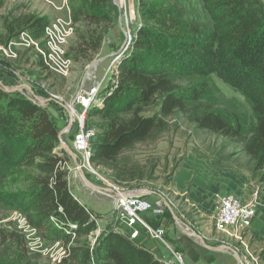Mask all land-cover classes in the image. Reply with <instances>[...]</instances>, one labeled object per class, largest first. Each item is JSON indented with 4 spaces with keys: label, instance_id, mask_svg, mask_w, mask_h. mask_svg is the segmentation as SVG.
Segmentation results:
<instances>
[{
    "label": "rangeland",
    "instance_id": "obj_1",
    "mask_svg": "<svg viewBox=\"0 0 264 264\" xmlns=\"http://www.w3.org/2000/svg\"><path fill=\"white\" fill-rule=\"evenodd\" d=\"M80 5V0H0V89L15 88L18 91L8 94L27 99L45 109L57 122L60 132L69 123L73 124L62 140L76 158L62 148L61 144L58 150L64 151L68 158V182L72 193L86 202L90 209L102 215L97 222V231L90 238L92 243L102 232L113 230L129 235L131 239L132 234L138 232L133 240L143 236L155 241L163 264L173 257V253L180 259L175 260L177 264H186L182 247L174 243L176 240L168 239L163 226L159 228L165 230V240L170 249L154 239L141 223L137 222L129 227L123 220L117 219L114 205L115 196L119 197L118 192L133 194L134 190H138L146 193L141 198L148 200L152 208L139 215L144 222L142 214L159 216L165 211L164 201L158 196L165 197L169 205L174 202L178 207H188L186 198L173 196L171 189L180 166L185 161L194 159L214 166L217 180L224 177V174L218 172L220 170L222 173L234 174L238 181L245 177L255 189L248 202L233 194H217L216 213L212 220L208 219L205 223L209 233L213 235L212 240L206 241L208 246L230 249L231 251L222 254L229 260L228 264H242L231 256L232 251L244 264H264V241H257L251 233L260 192L264 194V189L254 174L253 163L245 153L242 141L200 129L190 120L195 108H199L200 112L215 111L231 123L236 120L240 122L248 135L256 120L252 103L243 88L231 86L214 74L183 75L174 70L172 79L189 95L196 89H206L199 101L186 99V113L177 111L167 117L165 126L156 129L149 140L124 150L114 162L92 160L93 143L89 162L87 155L81 154L74 147L81 117L85 127L94 132V137L100 133L96 124L104 121L90 113L93 108L101 106L104 91L114 80L113 73L119 70L122 60L132 53L133 42H130V36L133 39V35L143 24L151 23L144 19L141 8L145 5L157 10L162 6L174 9L186 23L199 27L212 39L216 36L218 43L214 44L212 41L211 45L219 49L222 47L220 43L224 42V32L218 26L213 0H112L114 19L109 25H104L106 29L102 32V47L91 60L75 58L78 55L77 32L87 31L85 23L75 24L72 19L73 10ZM30 15L47 17L48 24L57 20L64 21L66 29L71 30L64 45L65 57L70 62L66 76L48 69L43 64L38 48L31 43L32 40L44 47V33L41 38L36 39L30 32L19 28L24 18ZM23 33L30 35L31 39ZM150 50L152 55L148 57L147 63L157 60L158 56L153 53L157 51L156 48L152 47ZM93 85L99 87V93L94 105L85 113L77 99ZM158 111V103H155L145 108L143 115L153 116ZM125 117L128 118L129 115ZM11 128L4 142H1L5 145L0 147V167L3 169L0 174V264H59L65 254L63 243L51 239L46 232L32 228L25 218L26 210L31 206L29 195L32 180L40 176V172L20 166L23 145L28 143L29 138L26 128L21 133H18L19 127L16 124ZM83 172L97 188L85 182ZM225 199H232L243 208L254 210L248 227L243 224L229 229L219 226V215ZM186 211L188 214L185 219H181L185 233L177 229V235L200 244L199 239L192 237L191 232L193 230L202 236L204 230L201 220L192 208L189 207Z\"/></svg>",
    "mask_w": 264,
    "mask_h": 264
},
{
    "label": "trees",
    "instance_id": "obj_2",
    "mask_svg": "<svg viewBox=\"0 0 264 264\" xmlns=\"http://www.w3.org/2000/svg\"><path fill=\"white\" fill-rule=\"evenodd\" d=\"M73 10V22H83L87 31H78L77 54L91 60L102 47L106 27L114 19L112 0H80ZM218 26L223 30L221 48L202 30L182 20L172 8H141L150 25L143 24L133 35L132 53L125 57L114 80L103 94L101 106L93 108L92 116L100 133L94 137L92 160L114 162L124 150L149 140L152 133L165 126V119L175 112H187L186 99L196 102L205 88L188 92L176 85L173 72L183 75H216L227 84L243 88L252 103L256 123L249 136L237 120L231 123L215 111L200 112L195 108L190 120L226 138L238 139L253 163L254 174L264 189V0H213ZM48 24L47 17L26 16L19 27L39 39ZM156 48L157 60L147 63ZM43 65V64H42ZM158 103L159 111L144 116V109ZM125 115H129L128 118ZM16 124L19 132L29 138L23 145L20 166L34 168L40 176L32 180L27 223L61 241L64 255L59 264H163L150 250L129 235L116 231H97L102 215L83 205L72 193L68 158L58 150L60 129L49 113L37 104L11 96L0 89V147ZM3 171L0 167V174ZM6 237V236H4Z\"/></svg>",
    "mask_w": 264,
    "mask_h": 264
},
{
    "label": "crops",
    "instance_id": "obj_3",
    "mask_svg": "<svg viewBox=\"0 0 264 264\" xmlns=\"http://www.w3.org/2000/svg\"><path fill=\"white\" fill-rule=\"evenodd\" d=\"M218 172L222 175L224 174V177L219 180L216 178V170H214V166L210 163L198 162L194 159L185 161L175 173L171 190L173 196L186 198L185 200L188 207H178L174 202H171V205H169L165 197L158 196L164 201L165 211L159 216L153 214L141 215V217L152 228L157 229L163 226L166 229L168 239L172 241L176 240L177 242L174 243H177V245L182 247L186 264H228L229 262V260L222 255L225 251L208 249L204 247L201 242L198 244L187 239V237H178L177 229L178 231L184 232L181 219H185V216L188 214L186 209L190 207L196 212L201 220L204 230L202 236H199H201L205 242H209L210 239L212 240L213 235L209 233L208 227L205 223L208 222V219L212 220L216 213L217 194H233L241 198L244 202L250 201L253 197L255 191L254 186L251 183H248L245 177L242 178L241 181H238L234 177V174L229 175L225 172L222 173L220 170H218ZM136 192H138V190H134V193ZM260 194L261 197L258 202L257 213L251 225V233L257 241L263 242L264 194L262 191ZM78 200L80 203L88 207L86 202H83L80 199ZM185 227L188 228L186 225ZM192 237L194 236L192 235ZM136 242L149 249L155 257L160 259V253H158L159 247L155 241L139 236ZM234 253L235 252L232 251L231 256L237 261L238 259L235 257Z\"/></svg>",
    "mask_w": 264,
    "mask_h": 264
},
{
    "label": "built area",
    "instance_id": "obj_4",
    "mask_svg": "<svg viewBox=\"0 0 264 264\" xmlns=\"http://www.w3.org/2000/svg\"><path fill=\"white\" fill-rule=\"evenodd\" d=\"M71 30L66 29V24L64 21H53L44 28V47L39 46V44L33 42L38 49L39 55L43 59V64L48 69H52L59 74L66 76L69 71V60L65 57L64 45L67 43V39L70 35ZM24 36L30 38V35L23 33ZM132 41V36H130V42ZM118 73V72H117ZM99 93V87L93 85L89 88L88 92L83 93L78 97L77 102L81 104L85 110V113L94 105L96 97ZM102 105V103H101ZM100 106V105H99ZM79 132L76 134L74 147L81 154H86L89 162V153L92 149V140L94 138V132L85 127L84 121H80ZM73 126V124H71ZM71 126V128H72ZM119 193V197L115 196L114 209L117 214V219L124 221L127 226L131 227L135 223H141L144 228L150 233V235L159 240L168 249V243L165 240V230L162 228L154 229L149 226L146 222L140 219L139 215L143 212L149 211L152 208V204L141 197L133 196H123V193ZM254 215V210L249 208H243L236 201L232 199L223 200L221 211L219 215V226L225 228L239 227L242 224L249 226L250 219ZM246 227V228H247ZM138 232L132 234V238L135 239ZM165 264H177L175 260L180 261L176 253H173ZM240 262L244 264V261L240 259Z\"/></svg>",
    "mask_w": 264,
    "mask_h": 264
},
{
    "label": "water",
    "instance_id": "obj_5",
    "mask_svg": "<svg viewBox=\"0 0 264 264\" xmlns=\"http://www.w3.org/2000/svg\"><path fill=\"white\" fill-rule=\"evenodd\" d=\"M20 90V89H19ZM3 91L6 92V93H14L16 91H18L17 89H9V88H6V87H3ZM39 100V99H38ZM41 101V100H40ZM42 102V101H41ZM71 123H69V125L67 126V128L65 130H62L60 133H59V138H60V142H61V146L62 148H64L69 154H72L73 157L76 158V155L71 151L70 147L62 140L63 136L67 133H69V131L71 130ZM83 177L85 179V182L91 186V187H94V188H97L94 184H92L89 179L86 177V175L84 174L83 172ZM146 193H143L142 191H138L136 193H133V194H127V196H133V197H141V196H144ZM192 235L196 238L199 239V241L201 242V244L208 248V249H212V250H215V251H231L230 249H227L225 250V248H214V247H210L206 244V242L202 239L201 236L197 235L195 232L192 231ZM235 257L238 259V261L240 262V258L236 255V253H234Z\"/></svg>",
    "mask_w": 264,
    "mask_h": 264
},
{
    "label": "bare ground",
    "instance_id": "obj_6",
    "mask_svg": "<svg viewBox=\"0 0 264 264\" xmlns=\"http://www.w3.org/2000/svg\"><path fill=\"white\" fill-rule=\"evenodd\" d=\"M42 101V100H41ZM72 111V110H71ZM74 112V111H72ZM80 120L82 121L83 120V117L80 118ZM127 194H123V196H126Z\"/></svg>",
    "mask_w": 264,
    "mask_h": 264
}]
</instances>
